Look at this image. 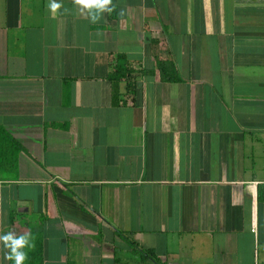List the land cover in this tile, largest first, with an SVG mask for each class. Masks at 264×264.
Masks as SVG:
<instances>
[{"label": "crops", "instance_id": "obj_1", "mask_svg": "<svg viewBox=\"0 0 264 264\" xmlns=\"http://www.w3.org/2000/svg\"><path fill=\"white\" fill-rule=\"evenodd\" d=\"M48 2L0 0V233L41 225L44 264H135L119 232L167 264H264V0H112L95 24ZM117 55L182 82L134 76L114 106Z\"/></svg>", "mask_w": 264, "mask_h": 264}, {"label": "trees", "instance_id": "obj_2", "mask_svg": "<svg viewBox=\"0 0 264 264\" xmlns=\"http://www.w3.org/2000/svg\"><path fill=\"white\" fill-rule=\"evenodd\" d=\"M157 45L156 41L152 42V46L155 49ZM155 58V67L152 69L138 68L135 69L132 63L128 61V59L123 55H117L114 58V66L112 73L108 76V80L111 82L112 86V105L121 106L122 103L118 102L121 96V85L125 84L126 89L128 90L131 87L130 81L133 80L134 76L143 77V76H158L159 80L163 83H181L182 78L178 72V69L175 63L171 60H160L156 55ZM133 88L135 84H132ZM132 88V87H131ZM0 133L7 136L4 130L0 126ZM7 152L3 147H0V160L3 158L6 160L5 162H0V166L5 167L11 165L7 163L9 157L6 159V155H3ZM25 214H19L17 212H13L10 215V223L9 229L10 231L15 232L18 236L25 235L31 233L34 238V248L31 250H26L28 253V258L25 261V264H44L43 260V232L41 225L30 226L26 224L23 220ZM120 237L123 238L124 242L131 250V257H133V262L135 264H167L165 260L160 259L155 251L147 250L139 247L137 244L128 240L122 235V233H118ZM130 257V258H131ZM115 262L119 263L120 260L116 258ZM11 264V262H9ZM68 264H74L73 262H69Z\"/></svg>", "mask_w": 264, "mask_h": 264}, {"label": "clouds", "instance_id": "obj_3", "mask_svg": "<svg viewBox=\"0 0 264 264\" xmlns=\"http://www.w3.org/2000/svg\"><path fill=\"white\" fill-rule=\"evenodd\" d=\"M73 4L93 24L97 23L104 13L113 11L112 0H73ZM62 6V0H49L47 7L50 14L55 17ZM0 245L6 250L5 260L11 264H25L28 258L26 250H31L35 246L31 233L18 236L13 231L0 233Z\"/></svg>", "mask_w": 264, "mask_h": 264}, {"label": "rangeland", "instance_id": "obj_4", "mask_svg": "<svg viewBox=\"0 0 264 264\" xmlns=\"http://www.w3.org/2000/svg\"><path fill=\"white\" fill-rule=\"evenodd\" d=\"M129 257H131V255H128Z\"/></svg>", "mask_w": 264, "mask_h": 264}]
</instances>
